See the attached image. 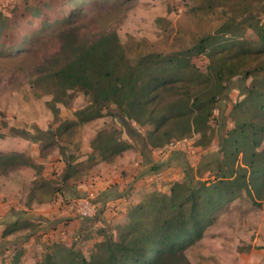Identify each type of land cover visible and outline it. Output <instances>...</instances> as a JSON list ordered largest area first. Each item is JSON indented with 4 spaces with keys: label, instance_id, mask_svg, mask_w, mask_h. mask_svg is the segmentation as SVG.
<instances>
[{
    "label": "rangeland",
    "instance_id": "374dc122",
    "mask_svg": "<svg viewBox=\"0 0 264 264\" xmlns=\"http://www.w3.org/2000/svg\"><path fill=\"white\" fill-rule=\"evenodd\" d=\"M263 9L264 0H85L77 5L75 0H0V13L12 16L13 22L28 20L0 38V206L7 207L0 213V229L19 220L16 211L36 213L45 207L42 204L53 205L61 198L59 193L54 200L43 203L44 193L38 195L34 189L47 181L44 189L52 195L53 187L60 186L59 174L67 166V158L79 169L69 183L91 185L98 175L111 172L125 153L104 161L96 144L100 133L129 144L124 152L140 150L138 141L148 136L152 126L130 122L112 101L106 105L94 102L95 96L111 100L108 97L116 89V82L125 79L127 60L134 64L143 55H167L191 48L224 23L240 22L247 29L246 36L257 39L255 29L264 21ZM105 39L109 43L104 47ZM116 48L121 51L117 57ZM190 61L202 71L209 62L204 54L193 55ZM251 81L252 78L236 77L228 84L213 112L216 134L208 146H197L200 134L192 133L172 138L161 153L159 148L152 149L156 151L153 157L168 160L175 152L183 151L190 158L188 168L199 170L209 164L210 170L200 174L154 165L151 173L143 172L145 184L151 189L147 192L169 194L177 181L217 180L216 172L224 156L223 142L234 125L232 108L247 95ZM63 121L74 122L62 135H56ZM128 122L139 128L142 137L134 131V138L130 137ZM40 138L43 142L38 141ZM210 151L216 155L208 157ZM62 160L63 170L58 165ZM78 201L71 202L73 206L69 204L77 219L82 217ZM92 202L97 207L91 214L98 215L96 220L80 231L79 225H71V234L66 238L57 235V224L48 234L42 231L45 224L35 221H30L33 227L6 239L0 236V264L13 263L19 251L15 245L24 247L25 264L41 260L54 249L55 242L74 245L88 257L105 239L102 229L117 237L137 221L138 215L130 214L136 204L125 207L124 215L116 216V205ZM34 233L33 244L23 246ZM187 255L193 264H264V207L254 204L247 194L231 201L206 228L203 238L187 250Z\"/></svg>",
    "mask_w": 264,
    "mask_h": 264
},
{
    "label": "trees",
    "instance_id": "16d2710c",
    "mask_svg": "<svg viewBox=\"0 0 264 264\" xmlns=\"http://www.w3.org/2000/svg\"><path fill=\"white\" fill-rule=\"evenodd\" d=\"M79 1L85 0H75L76 5ZM12 20V16L0 13V38L26 21ZM246 32L240 22L224 23L215 33L201 37L191 48L167 55H143L134 64L126 59L129 67L123 76L125 79L116 82V89L108 97L111 100L94 98V102L104 105L110 101L116 103L130 122L152 126L148 136L138 141L139 146L145 144L150 150L161 149L174 137L199 133L195 144L206 147L216 134L212 116L228 84L236 77L252 78L249 92L232 108L234 125L223 142L224 156L216 172L217 180L210 183L177 181L169 194L147 192L130 211L132 216L138 215L137 221L122 229L117 237L102 229L105 239L88 257L74 245L55 242L54 249L33 264H193L187 250L203 238L206 228L223 207L244 194L254 204L264 207V21L255 29L257 39L247 37ZM108 41H103L104 47ZM120 52L116 48V57ZM199 54L209 60L205 71L190 61L191 56ZM73 122L63 121L56 135H62ZM130 122V137L134 138L133 131L140 137L139 128ZM38 141L43 142V138ZM97 143L107 162L129 148V144L106 132L97 136ZM148 151L146 147L142 149L147 159ZM66 162L64 175L57 183L60 186L53 187L52 195L44 189L47 181L35 187L38 195L44 193L43 203L54 200V195L59 193L67 198L64 187L69 185V180L75 179L79 169L70 158ZM185 169L201 174L210 167L208 164L199 170ZM81 197L90 196H77ZM91 199L98 202L96 197ZM31 227L27 219L13 221L0 236L6 239ZM21 256L19 249L12 264H25Z\"/></svg>",
    "mask_w": 264,
    "mask_h": 264
},
{
    "label": "crops",
    "instance_id": "0c3cea01",
    "mask_svg": "<svg viewBox=\"0 0 264 264\" xmlns=\"http://www.w3.org/2000/svg\"><path fill=\"white\" fill-rule=\"evenodd\" d=\"M144 147H146L149 150L148 152L150 153V156H151V157L149 156V159H147V157L142 153V149ZM158 152L161 153L162 150L160 149ZM124 153H125L124 157L120 161H117L116 163H114L113 170L111 172L105 173L104 175H100V176L98 175L96 177V180L93 182L94 184L87 185L86 183H84L81 186H79L77 185V183H73L71 181L69 185H66L64 187L65 195L67 198H64V196L62 195L61 198L58 199V201H56L53 205L46 204V203L42 204L45 207L39 208L36 213L25 214V213L16 211L15 215L17 219L18 218L19 220L27 219L29 221L44 223L45 225L42 228L43 229L42 231L47 230L49 231L47 232L48 234L53 232L52 229L57 224L59 227L56 230V232H58L57 235L61 236V238H66L67 236L71 234L69 233L71 229V225H79L78 228L80 231L82 227H85L87 225V223H91L92 221L96 220V217H98V215H96V217H92L93 215H90V216L82 215V217H79L77 219L76 218L77 214L73 213V209H72L73 205L71 204V202L75 201L76 199L87 198V197L77 198V196H83V195L85 196L87 194L93 195L96 197L99 203L103 204L102 206H105V203L106 205H112V204L116 205V216L124 215L125 213H123L122 210L125 207H128L131 204H134V205L137 204L139 202L138 200L139 197L145 192L151 190L149 185H146L144 181L145 176L143 172H145V170L147 171V173H151L150 169L154 165H161L162 169L166 167H179V168L185 169L188 165L187 163L188 160H190V158H188V155L185 152L178 151L170 156V163L166 164L169 161L168 157L156 159L155 157H153L156 151L150 150L148 145H145V144L140 146V150L137 153L129 152V150H128V153L127 151ZM208 154L210 156L209 155L207 156L210 158H211V155L212 157L216 155L212 151L208 152ZM131 155L133 159L130 158ZM135 157L137 160H135ZM205 157L206 155H204V158ZM206 161H209V160L207 159ZM58 165L63 170L65 166V162L63 160L58 161ZM139 165H141L140 170L137 169ZM65 169L64 171H62L63 173L59 174L61 178L65 172ZM61 201L64 202L63 206H61L62 205ZM69 204H71L72 206H70ZM46 205H49V206H46ZM67 206H70V207L66 209ZM60 207L61 209H59ZM6 209L7 207L5 206V204H2L0 206V213L2 214L3 210L5 211ZM20 215L22 216L20 217ZM54 216H58V217L53 219ZM71 219H74V220H71ZM5 227L1 226L0 234L5 229ZM35 230H37V233L41 232L38 228ZM35 237H36V234L35 233L32 234V236L29 238V241L27 240L23 242V246L24 245L31 246L33 244L32 240H35ZM14 248L16 250L18 248L22 250L21 262L23 263L24 247L15 245Z\"/></svg>",
    "mask_w": 264,
    "mask_h": 264
},
{
    "label": "built area",
    "instance_id": "2783aa9c",
    "mask_svg": "<svg viewBox=\"0 0 264 264\" xmlns=\"http://www.w3.org/2000/svg\"><path fill=\"white\" fill-rule=\"evenodd\" d=\"M171 145H174V143H171ZM173 147V146H172ZM78 201L80 205L79 211L83 216H90L92 213L95 212V209L97 208L90 197L79 199Z\"/></svg>",
    "mask_w": 264,
    "mask_h": 264
}]
</instances>
